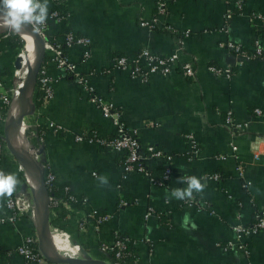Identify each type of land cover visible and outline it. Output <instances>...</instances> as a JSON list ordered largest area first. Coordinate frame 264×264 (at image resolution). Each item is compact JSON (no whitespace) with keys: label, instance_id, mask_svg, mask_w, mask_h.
<instances>
[{"label":"crops","instance_id":"obj_1","mask_svg":"<svg viewBox=\"0 0 264 264\" xmlns=\"http://www.w3.org/2000/svg\"><path fill=\"white\" fill-rule=\"evenodd\" d=\"M163 1L164 11L157 15L154 0H48V13L56 11L58 18L47 20L46 42L61 45L69 33L88 39L87 60H82L81 46L63 51L74 72L83 76L98 97L119 110L124 125L137 131L141 147L152 145L171 157L170 177L160 184L137 172L122 179L121 154L92 142L74 141L77 135L91 133L110 137L112 127L87 101L78 84L55 68L50 52L45 51L43 65L52 80L51 98L41 103V92L34 89L33 110L25 120L34 128L30 129L34 134L31 142L43 147L39 159L52 175L54 187H67L76 199L66 211L50 210V233L60 232L76 253L107 262L108 254L101 252L99 245L110 244L112 233L117 232L132 242L133 264H264L260 234L247 241L245 252L222 249L234 237L233 225L252 220L251 197L257 208L264 209V119L252 114L254 109L264 114V60L251 59L234 67L230 79L213 77L206 69L210 64H230L219 43L231 41L247 49L252 36L257 35L264 44V0H243L242 11L234 14L225 28L222 0ZM251 14L262 16V23L255 26L249 20ZM153 17V30L138 27L139 20ZM165 26L188 33L178 50ZM143 48L160 55L176 53L178 67L169 75H150L145 81L130 77L127 70L111 68L113 57L132 59ZM12 51L6 37H1L3 89L13 67ZM184 62L191 63L193 80L180 74L179 65ZM227 110L237 122L246 123L242 134L233 135L223 126ZM50 124L62 132H54ZM36 131L41 133L38 142ZM185 135L192 136L197 149L194 154L189 152ZM231 143L234 152L229 150ZM220 156L225 159L219 160ZM239 165L249 184L247 191L241 188L236 172ZM144 166L151 177L161 178V161L147 160ZM17 167L6 150L2 151L0 170L19 179L14 195L24 182ZM92 171L96 176H91ZM208 173H217L219 181L206 180ZM192 175L201 178L203 193H194L188 205L184 200L167 199L172 189L186 187L178 183L181 177ZM100 176L108 178L107 185L100 183ZM120 197L132 204L118 208ZM5 200L0 199V264H50L26 263L20 256L4 255L3 251L35 236L34 202L21 195L18 203L23 207L13 222H8ZM90 212L108 218L96 229L92 218L86 217ZM185 213H190L195 230L181 227ZM84 218L87 224L80 229ZM76 256L73 258H79Z\"/></svg>","mask_w":264,"mask_h":264},{"label":"built area","instance_id":"obj_2","mask_svg":"<svg viewBox=\"0 0 264 264\" xmlns=\"http://www.w3.org/2000/svg\"><path fill=\"white\" fill-rule=\"evenodd\" d=\"M222 2L225 6L223 14V27L225 28L232 16L242 11L243 0H222ZM164 7L165 3L163 0H154V8L157 15L163 13ZM52 18H58V14L56 13V11L48 13L47 20ZM249 20L254 21V25L256 26L257 24L262 23L263 17L258 14H251L249 16ZM155 22L156 19L153 17L150 20H139L137 24L140 28L153 30L155 28ZM46 23L43 25L31 27L36 31L38 36L45 41V51L50 52L51 55L50 62L53 63L55 68L63 72V74L68 73L71 75V79L78 84L80 90L85 94L87 101L94 105V107H96L103 118H107L110 121L112 127V134L110 135V137L100 138L96 134H92L88 137L77 135L74 137V141L92 142L99 147L110 151L113 154H121L122 179H125L126 175L130 172H137L146 175L149 178L150 182L154 184H160L168 180V178L170 177V155L152 145L141 147L138 143L137 131H135L134 129H128L124 125V123L120 119L119 110L116 109L112 103L98 97L94 93L92 88L86 85L83 76L74 72V66L64 55V49L73 45H77L83 48L81 56L82 60H87L89 58V52L87 48L89 45V40L84 37L69 33L66 35L61 45L52 46L45 40L44 32ZM163 29L174 36V43L175 47H177V50L181 46L183 39L188 36V33L186 31L176 32L170 26H165L163 27ZM218 48L228 53L230 64L222 67L213 64L208 65L206 69L213 77L230 79L234 67H240L243 63L251 59L264 60V44H261L259 42L257 35L252 36L249 47L247 49L244 46L233 43L231 41L219 43ZM177 67L176 53H172L170 55H160L153 53L145 48L140 49L132 59H126L123 56H115L112 59L111 65V68L113 70H127L130 77L138 79L139 81H145L150 75H169ZM179 70L183 78L187 80L194 79V70L190 62H184L180 64ZM51 82L52 80L49 78L46 68L42 64L38 69L34 87V89L41 92V103L46 102L51 98ZM11 99V96H8L3 92V85L0 80V155L2 154V151H4L2 127L5 122V115L7 113ZM252 114L257 118L264 119V114L258 109H254L252 111ZM222 124L224 127L228 128L233 135L242 134L246 129V123L237 122L229 110L225 111ZM48 127L52 128L54 132H62V129H60V127L57 125L50 124ZM183 138L188 145L189 152L194 154L197 149L196 145L193 142L192 136L185 135ZM37 148L34 150V148L31 147V150H33L32 155L28 154L35 161L39 160V157L35 155ZM229 150L232 152L235 151V147L232 143L229 144ZM224 159L225 157L223 156L219 157V160ZM147 160L161 161L162 165L164 166L161 178L154 179L153 177H151L144 166V163ZM44 166V164H41L42 170ZM18 168L22 171V168H20L19 166ZM236 172L238 174V178L240 179L241 188L247 191L249 184L243 179V168L240 165L236 167ZM91 176H96L95 171L91 172ZM204 178L212 182H218L220 179L217 173L205 174ZM43 181L46 191L52 190V188H54L53 177L49 172L46 173ZM62 190L64 193H67V196L65 198L55 199L48 196L49 212L51 209L58 208H64V210L66 211L68 210L69 205H72L76 202V199L71 194H69L67 187H63ZM21 195L22 194L17 193L16 195L13 194L11 197H6L4 206L6 210L9 211V216L6 218V221L13 222L17 212L22 209V204L18 203L19 197ZM184 202L187 205L192 203L191 200H184ZM126 206H128L127 202L122 197H120L117 200V207L124 208ZM86 217L92 218V224L96 229L102 222H105L108 218L107 215L94 216L93 212L88 213ZM2 220L3 219H0V221ZM86 224L87 219H82L79 228L82 229ZM231 231L233 232L234 237L231 241H227L222 246V249L224 251L236 249L245 252L247 250V241L257 234H260L264 240V210L261 208L254 210L250 223H239L233 225L231 227ZM112 236V242L110 244H100L99 250L103 253L111 254L113 258L111 263L113 264H133L134 261L132 257L127 258V254L125 252L129 239L117 232H113ZM33 243L36 247V236L27 237L20 245L16 246L12 250L3 251V253L7 257L10 255L20 256L26 263H40L44 260L37 251V248H35L36 251L34 252L33 248L31 247V244Z\"/></svg>","mask_w":264,"mask_h":264},{"label":"water","instance_id":"obj_3","mask_svg":"<svg viewBox=\"0 0 264 264\" xmlns=\"http://www.w3.org/2000/svg\"><path fill=\"white\" fill-rule=\"evenodd\" d=\"M9 31V30H2ZM24 31L34 41L37 51L35 59L29 73L25 76L22 84H20L17 90V96L14 100L16 103L17 117L13 122L5 123L2 127V140L5 146L6 152L14 159L16 164L23 170L28 171L33 175L35 186L39 192V196L36 198L35 204V236H36V248L42 259L50 264H113L110 261H103L100 259H91L87 256H81L79 258L66 257L60 255L49 249V237H50V223H49V207H48V193L46 191L43 181V171L41 168L42 160L35 161L27 153H18L12 148L13 133L22 124L25 117L29 116L33 110V90L35 87V81L38 69L42 65L43 58L45 55V41L42 40L36 31L31 26H25ZM13 68H19V58L16 56L13 61ZM27 99V100H26ZM31 130L34 128L30 127ZM43 153V147L39 146L36 150L35 155L40 157ZM28 189L26 181H24L19 190V194H26Z\"/></svg>","mask_w":264,"mask_h":264},{"label":"clouds","instance_id":"obj_4","mask_svg":"<svg viewBox=\"0 0 264 264\" xmlns=\"http://www.w3.org/2000/svg\"><path fill=\"white\" fill-rule=\"evenodd\" d=\"M48 0H0V28H8L11 31L22 34L25 26H39L46 23L48 18ZM102 185L108 184L106 176L98 177ZM178 183L186 184V187L172 189L167 199L191 200L194 193H203L205 185L201 178L195 175L181 177ZM19 179L15 174L0 171V199L11 197L16 191ZM181 227L186 230L191 227L196 229L195 222L190 213H185Z\"/></svg>","mask_w":264,"mask_h":264},{"label":"bare ground","instance_id":"obj_5","mask_svg":"<svg viewBox=\"0 0 264 264\" xmlns=\"http://www.w3.org/2000/svg\"><path fill=\"white\" fill-rule=\"evenodd\" d=\"M5 29L10 30L8 28H0V31L5 30ZM14 33L18 35L25 43L24 49H22L17 55L19 58V68L15 69L14 71V77L19 80L18 86H17L18 88L19 85L22 84L25 76L29 73L32 67L33 61L35 59L37 47L34 41L30 38V36L27 34L26 31H24L22 34L16 33V32ZM17 88L15 92L12 94V103L10 102L9 104L10 108L8 107V110H7L8 115L6 113L7 116L5 118L4 124L13 122L17 117L16 103L14 102L17 96ZM29 93L32 99L31 91ZM12 137H13L12 138L13 139L12 148L16 152L23 153V154L27 153L29 155H32L33 150H31V134L29 131V126L26 123V120L22 121L21 126L19 127V129L14 131ZM22 173L24 175L27 185H30L31 187H33V196L38 197L39 192L35 186L33 175L23 169H22ZM49 249L51 251H54L66 257H75L77 255L76 251L73 249V246H71L68 243L66 238L60 232H52V230H51L50 237H49Z\"/></svg>","mask_w":264,"mask_h":264},{"label":"trees","instance_id":"obj_6","mask_svg":"<svg viewBox=\"0 0 264 264\" xmlns=\"http://www.w3.org/2000/svg\"><path fill=\"white\" fill-rule=\"evenodd\" d=\"M3 36L6 37L8 45L12 50H15V51L19 50L20 51L23 48L24 42L18 35L10 32V31H4V32L0 33V38ZM52 46H55V45H52ZM42 64H43V62H42ZM64 76L67 78H71V75L68 73L64 74ZM33 99H34V97H33ZM36 132H37V134H36V141H37L41 138V133H39L38 131H36ZM91 135H92V133L90 134V136ZM86 137H88V136H86ZM42 171H43V180H44L45 175L47 173L45 166H44ZM47 193H48V196L53 197L55 199H62V198H65L67 196V193H64L61 187H56V188L54 187V188H52V190H48ZM124 200L127 202L128 206L132 204V201H129V200L127 201L125 198H124ZM250 203L253 206L254 210L258 209L257 206L255 205L253 197H251ZM31 247L33 248V250L35 252L36 250H35V244L34 243L31 244ZM133 251H134V249L132 248L131 241L129 240L128 244L126 246V250H125V252L127 254L126 257L127 258L133 257V254H132ZM107 256H108L107 260L111 262L113 260L112 255L108 254Z\"/></svg>","mask_w":264,"mask_h":264},{"label":"rangeland","instance_id":"obj_7","mask_svg":"<svg viewBox=\"0 0 264 264\" xmlns=\"http://www.w3.org/2000/svg\"><path fill=\"white\" fill-rule=\"evenodd\" d=\"M10 32H12V33H14L13 31H11V30H9ZM15 34V33H14ZM24 42V41H23ZM24 47H25V43H24V45H23V48L22 49H24ZM21 49V50H22ZM20 50V51H21ZM19 50L18 51H15V50H13L12 52H11V56H10V58H11V60L12 59H14L18 54H19V52H20ZM14 71H15V69H13V67H10V71H9V74H8V77H7V87H6V89H3V92L4 93H6L8 96H11V98H12V94L15 92V90H16V88H17V86H18V82H19V80L17 79V78H15L14 77ZM11 103H12V99H11ZM10 108V107H9ZM7 115H8V113H7ZM7 115H5V116H7ZM25 119H26V117L23 119L24 121H25ZM27 123V122H26ZM28 125V124H27ZM29 126V125H28ZM29 131H30V134H31V139L33 138L34 139V134H33V132L30 130V126H29ZM31 147H33L34 148V150L37 148V144L36 143H34V142H31ZM4 150H5V147H4ZM18 168V167H17ZM18 171H19V173H21V176H22V178H23V180L24 181H26L25 180V178H24V175H23V173H22V171L18 168ZM26 193V195H27V197H28V199L29 200H32L33 202H34V204H36V198L33 196V187H31L30 185H28V190L25 192ZM82 255L79 253V251H78V253H77V256L76 257H81Z\"/></svg>","mask_w":264,"mask_h":264}]
</instances>
